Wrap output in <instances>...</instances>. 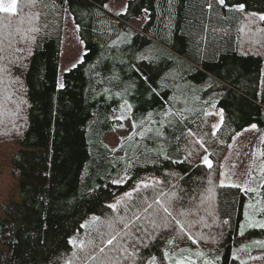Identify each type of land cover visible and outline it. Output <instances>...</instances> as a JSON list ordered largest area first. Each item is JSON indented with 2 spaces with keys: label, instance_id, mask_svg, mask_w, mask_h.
Masks as SVG:
<instances>
[{
  "label": "trees",
  "instance_id": "trees-1",
  "mask_svg": "<svg viewBox=\"0 0 264 264\" xmlns=\"http://www.w3.org/2000/svg\"><path fill=\"white\" fill-rule=\"evenodd\" d=\"M108 2L69 0L62 5L55 0L57 8L45 10L50 23L37 37L40 46L33 49L23 77L27 123L21 135L14 131L8 135L16 146L8 167L19 181V201L9 199L0 207V253L9 252L10 224L5 222L14 216L30 230L46 233L49 247L44 255L53 262L57 256L72 258L73 252L80 253L68 242L73 234L84 242L85 253L96 255L108 233L119 232L114 244L127 246L137 226L143 225L147 232L136 235L149 245H139L145 264L149 253L156 256V264L188 262V258L244 264L231 255L232 249L263 238L264 228H248L241 235L250 194L239 187L221 186L220 171L232 136L252 124L264 127V22L253 18L255 22L240 32L249 22L234 10L235 5L244 4L246 12L262 13L264 0H226L224 8L213 2L212 10L207 7L209 0H127L130 7L121 16L102 7ZM22 3L18 0V6ZM67 13L75 27L79 25L76 32L83 41L84 63L63 73L65 87L58 90ZM143 13L146 19L140 31L128 24ZM7 15L0 13V20ZM11 19L15 22L18 17ZM167 74L180 77L187 98L198 87L194 106L199 102L207 107L215 101L222 109L224 120L216 135H212L211 115L201 105L193 109L176 106V90L163 84ZM209 96L213 100L205 101ZM125 101L132 107L131 120L137 129L146 122L156 123L140 141L135 135L113 152L103 136L118 128L112 114ZM0 106V136H5L2 126L11 125L9 110L15 106L2 97ZM166 110L174 115L162 118ZM148 113H152L151 120ZM157 132H163V138ZM161 148L163 154L157 155ZM262 152L264 157V143ZM204 156L210 159L211 169L203 163ZM121 179L125 182L113 183ZM145 183L149 187L144 188ZM260 196L264 198V188ZM156 199L161 204L154 203ZM119 200L124 209L107 207ZM147 204L152 208L145 212ZM162 205L175 216V220L169 218L168 228L162 226ZM135 215L140 219L129 228L119 223L134 220ZM92 216L99 220L93 223ZM85 222L87 227L82 228ZM181 224L196 243L180 231ZM168 240L174 242L168 244ZM33 247L31 237L21 241V249ZM111 249L105 248L107 256L119 255ZM165 251L169 258H164ZM105 254L88 264H99ZM35 264H45L44 256L35 257Z\"/></svg>",
  "mask_w": 264,
  "mask_h": 264
},
{
  "label": "snow or ice",
  "instance_id": "snow-or-ice-1",
  "mask_svg": "<svg viewBox=\"0 0 264 264\" xmlns=\"http://www.w3.org/2000/svg\"><path fill=\"white\" fill-rule=\"evenodd\" d=\"M171 2V0H169ZM213 2L218 4L220 7L224 8L227 7L226 0H209L207 7L209 10L213 8ZM62 5H68L69 0H61ZM103 8H109L107 3L102 5ZM130 5H125L124 9L120 12H117L118 16L126 15L127 9ZM57 8L55 0L51 4L47 2V0H23V3L18 6V0H0V13L8 14L2 20H0V97L3 98L4 101L12 103L15 107L13 110L10 111V115L12 117L11 124H12V131L15 132L16 135L22 134V129L24 125L27 123V120L24 116L25 109L28 105V101L24 98L27 93V89L24 84V74L28 70V64L31 63V57L34 55L33 49H38L40 46V42L37 37L40 35L44 28L48 27L50 21L48 20L49 11H54ZM25 9L28 11L25 12ZM49 11H45V10ZM246 5L238 4L234 6V10L242 13L243 18L245 21H248L249 24L242 26L239 28L240 32L245 31V27H249L252 23H254L253 18H258L260 22H264V12L257 13V12H246ZM67 10V8H65ZM147 11V10H145ZM11 17H18V19L14 22ZM79 25L76 27V31H79ZM19 37V38H17ZM83 43V41H81ZM115 44V42H113ZM23 45V46H21ZM86 54V53H85ZM246 54V53H245ZM84 63L83 57H79L76 62L72 63L69 68L63 69V72L71 71L77 67V64ZM63 72L61 75H63ZM145 81L147 82V77H144ZM162 86H164L162 84ZM65 84L62 80L57 81V88L63 89ZM105 91H110L109 89H105ZM154 93H156L155 89H152ZM158 95V93H156ZM125 106L127 111H131V105L125 101ZM215 101L212 102V107H215ZM162 117L166 118L168 116L174 115V113L170 111H165L160 114ZM220 124L213 125L214 129H218L220 125L223 124L224 114L223 111H220ZM148 117L151 120L152 113H148ZM118 119L123 120L124 116L118 117ZM22 120L23 123H18V121ZM156 123V121H152ZM161 125H163L164 120L162 119L159 121ZM253 128L255 125L252 126ZM132 128L135 130L137 128V124L134 122ZM151 131V129H148ZM5 135H11V132H5ZM135 135H140L141 138H144V133L140 132H133L129 135L128 139L131 141L133 140ZM212 135H216L214 131ZM157 136L163 138V132H157ZM199 143V141H198ZM201 147L203 144L201 143ZM163 154V149L161 148L160 152L157 155ZM191 155V153H189ZM165 159H168L166 155L164 156ZM182 162V161H181ZM203 163L207 165L209 169H211L212 164L211 161L208 159L207 156L203 157ZM262 174H264V169L261 170ZM125 181L115 180L113 183L122 184ZM159 183V181H157ZM209 184L212 183L211 179L208 181ZM223 186V182H221ZM234 187H240V185H232ZM144 188L149 187L148 184H143ZM261 188H264V184H260ZM245 192H254L256 189L245 187L243 189ZM138 191V188H137ZM209 192L212 191L211 188L208 189ZM126 196L131 198V193H126ZM43 202V201H42ZM117 204H109L107 205L108 208L112 209L113 211H117ZM156 204H161L159 199L154 201ZM184 205L181 204L180 207ZM164 217H162V226L164 228L169 227V218L175 220V216L173 212L170 210L168 206H163ZM152 208V204H147L143 211L147 212L148 209ZM184 213H181L183 215ZM247 215V213H246ZM140 216L135 215L134 220H129L127 222L121 220L119 223H122L124 228H129L131 224L135 223V220H139ZM99 217L93 216L92 221L93 223L97 222ZM178 224L179 221H176ZM5 223L10 224V228L8 231V239L11 241L9 245V252L8 253H0V257L7 256V259H0V264H35V257L37 256H44L45 264H61V260L64 261V264H72V258L79 257L77 252L72 253V258H64L57 256L55 262L49 260L47 256L44 255L45 250L49 247V242L47 239L46 233L42 232L40 229L30 230L26 223H21L20 221H16L15 217H12L11 221H6ZM151 223L156 226L155 221H151ZM227 223V221H225ZM249 226L251 227H259L264 228V220L255 221L251 223ZM45 229L47 228V224L43 226ZM82 228L87 227L86 225L82 224ZM108 227H113V222H108ZM180 231L184 232L185 235H188L185 232V227L183 224L180 225ZM147 232V229L144 228L143 225L137 226L133 233V240L130 243L125 245H119V247L114 244L117 242V237L120 235L119 232L115 233H108L107 237L105 238L104 247H99V254H105V248L108 246H112L111 250L117 251L119 255L115 257L107 256L105 254L103 259H100L99 264H145V258L141 255V251L139 245H142L143 248H148L149 245L144 243L143 239L137 236V233ZM244 234L243 229H241V235ZM101 237H104V233H99ZM27 237H31L32 243L34 245L33 248H20L21 241L26 239ZM123 239V237H121ZM188 239L193 240V243L196 241L188 235ZM69 244L74 249H79L80 252H84L85 245L83 241H77L74 239H69ZM168 244H172L173 240H168ZM131 248V251H129ZM99 254L93 255L91 253H85L83 257H79L80 264H88V261H96L99 258ZM150 259H147V264H156V256L148 254ZM196 255L202 256L203 253H197ZM20 259H17V257ZM27 257V259H25ZM164 258H169V253L167 251L164 252ZM176 264H185V260L179 259L176 261ZM188 264H194L193 261H188ZM205 264H212L211 260L205 261Z\"/></svg>",
  "mask_w": 264,
  "mask_h": 264
},
{
  "label": "rangeland",
  "instance_id": "rangeland-1",
  "mask_svg": "<svg viewBox=\"0 0 264 264\" xmlns=\"http://www.w3.org/2000/svg\"><path fill=\"white\" fill-rule=\"evenodd\" d=\"M126 2L127 0H109L107 3L109 8L107 9L109 12H113L117 15V12L124 9ZM145 19L146 14L143 13L136 18L130 19L128 24L134 29L140 31ZM61 42L62 50L58 65V80L62 79L61 73L63 72V69L69 68L71 64L76 62L83 54L82 43L77 36L76 27L68 13L66 14L63 22ZM170 76L171 75L169 74L165 76L163 84L176 90V106L180 107L183 104L182 108L193 109L194 107L197 108L201 105L199 108H204L205 111H208V114L211 115L213 132L218 131L221 125L218 129H214L213 125L220 124L219 113L222 109L217 108L216 106L212 107V105L206 107L205 105H202L203 103L199 102H196V105L194 106L192 102L196 101L198 97V93H195L198 87H196L195 91L192 90L193 92L190 93H194L193 97L187 98L184 82H181L180 77L170 78ZM187 100H189V102H187ZM210 100H213L211 96H209L205 101ZM0 108L2 109L3 106H0ZM122 115L124 116V119H118V117ZM112 119L118 121V128L104 134L103 142L113 152H115L119 145L127 140L129 135H131L134 131L137 133L143 132L145 136L148 129H150L153 125V122L152 124L146 122L142 128H136L134 130L132 128L133 122L131 120V111H127L125 102L121 104L120 110L112 114ZM253 125L254 124H252V126ZM2 127V134L6 131L12 133V124L8 127ZM8 137V135L0 136V207L9 199L19 201V181L10 175L8 167L9 155L16 150V146L8 141ZM137 137L139 141L142 139L140 135H137ZM263 143L264 127L255 126L253 128L249 126L232 136V138L228 141L226 152L221 160L220 185L221 182H223V186L240 185L239 188L242 191H244L243 189L245 187L256 189L254 192H246L247 194H250L248 198L250 200L246 203L247 208L245 217L240 224L239 231H241V229L244 231L248 228H253L249 226L251 223L264 220V198L260 196V184L264 183V174H262L261 171L264 169V157L262 152ZM117 202H119V208H125L122 200ZM92 217L90 220H92ZM83 224L86 225L87 222ZM70 239L77 240L78 234H73ZM83 253H85V251L78 253L79 257H81ZM231 255L234 258L241 260L244 264H264V237L253 239L234 247ZM79 257L72 258V264H80ZM189 260L193 261L194 264H205V261H207L203 259L198 260L197 258H188V261ZM185 264H188V262L185 261Z\"/></svg>",
  "mask_w": 264,
  "mask_h": 264
},
{
  "label": "crops",
  "instance_id": "crops-1",
  "mask_svg": "<svg viewBox=\"0 0 264 264\" xmlns=\"http://www.w3.org/2000/svg\"><path fill=\"white\" fill-rule=\"evenodd\" d=\"M124 6H125V5H124ZM112 13H113V12H112ZM114 14H115V13H114ZM61 50H62V49H61ZM83 53H84V51H83ZM250 126L252 127V125H250ZM247 127H249V126H247ZM247 127H245V128H247ZM245 128H244V129H245Z\"/></svg>",
  "mask_w": 264,
  "mask_h": 264
}]
</instances>
